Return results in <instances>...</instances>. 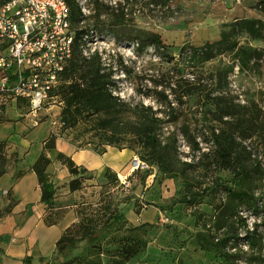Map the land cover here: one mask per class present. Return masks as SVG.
Wrapping results in <instances>:
<instances>
[{
	"label": "rangeland",
	"instance_id": "1",
	"mask_svg": "<svg viewBox=\"0 0 264 264\" xmlns=\"http://www.w3.org/2000/svg\"><path fill=\"white\" fill-rule=\"evenodd\" d=\"M77 1L84 18L73 29L92 30L80 49L87 54L98 51L104 66L113 71V94L124 101L166 108L156 91L168 94L173 114L164 133H176L178 156L193 167L187 169L190 181L185 184L183 176L161 174L155 166L142 162L137 152L104 146L82 123L63 128L59 119L62 106L57 102L32 112L24 101L14 107L7 100L0 111V141L17 137L27 144L17 152L3 150L5 170L16 156L19 168L28 167L51 132L76 147L91 141L87 147L106 153L113 167L108 176L82 178L76 191L67 190L71 196L62 210L46 211L55 219L71 210L75 226L71 234L79 237L83 224L89 230L100 229L98 240L93 245L85 239L78 241L64 256H52L45 263L225 264L213 251L203 249L201 241L225 237L219 247L230 255L227 264H264L261 0ZM116 17L122 19V25L113 24ZM152 37L161 43L153 44ZM206 92L217 101L234 103V115L226 118L228 126L249 150L248 164L258 162L260 171L253 166L248 175L235 178L226 170L203 168L206 162L201 163L199 156L210 145L209 129L225 128L212 119L203 121L205 110L213 109L204 100ZM181 128L196 136L200 150H191L180 135ZM133 158L140 161V167L131 171ZM223 186L254 188V200L229 196ZM113 213L122 218L116 222L107 219ZM136 239L142 249L125 261L123 250Z\"/></svg>",
	"mask_w": 264,
	"mask_h": 264
},
{
	"label": "trees",
	"instance_id": "2",
	"mask_svg": "<svg viewBox=\"0 0 264 264\" xmlns=\"http://www.w3.org/2000/svg\"><path fill=\"white\" fill-rule=\"evenodd\" d=\"M69 8L70 25L81 22L84 18L80 7L76 0H64ZM4 0H0V4ZM264 6V0H261ZM264 9V7H263ZM122 19L116 17L113 24L122 25ZM92 30L79 29L75 30L73 53L67 67L60 74V85L57 94H59L63 105L60 109V123L63 128H72L82 123L87 132L94 134L96 138L104 146L114 147L118 150H129L137 152L139 159L147 165L155 166L157 171L165 176L176 177L183 176L185 184H189L190 176L187 175V169L193 167V163L183 161L178 156L177 135L175 132L164 133L165 124L171 121L173 114L172 102L168 100V94L164 91H156L164 102L166 108L158 107L153 109L150 105L142 103L130 104L117 95L113 94L112 81L113 71L104 66L98 51H93L85 57L80 49V42ZM150 38V37H147ZM131 40V39H130ZM155 45L161 43L158 37H152L150 40ZM139 43V41H138ZM247 52V53H246ZM249 54L248 51H245ZM169 90H172L169 89ZM204 100L211 104L213 109H206L202 114L203 121L210 119L225 126L220 130H216L213 126L209 129L210 145L207 151H202L199 161L206 162L208 167H213L216 171L226 170L235 178H241L249 174L251 167H255L260 171L258 162L248 164L250 152L242 142L237 141L234 129L227 121L233 113L234 103L232 101L224 102L217 98L210 97V93H204ZM234 115V114H233ZM0 123H3L0 120ZM180 135L185 142L189 144L192 151L200 150L199 141L196 136L189 134L188 130L181 128ZM93 136V135H92ZM56 135H49L42 141V151L33 162L31 170L36 175L41 190V202L48 205L51 209V201L55 192L53 184L49 180L47 167L50 160L46 152L55 148ZM91 141H85L83 146L76 147L78 149L86 148ZM6 147V141H0V176L5 172L3 150ZM59 158H63L59 160ZM57 159L61 161L67 168L71 179L67 183L69 192H74L79 188L82 178L91 179L95 174L100 177L108 176V169L105 167L101 173L90 171L84 166L76 165L74 161L66 156L59 154ZM193 162V161H192ZM115 172V171H114ZM116 177V175H114ZM219 181V177H215ZM206 190V188H204ZM229 196H233L239 200H254V188H239L223 186L222 188ZM54 215V213H53ZM122 218L120 214L113 213L107 219L118 221ZM58 218L51 219L47 212L43 218L46 225H52ZM72 224L68 226L59 239L55 243L52 256L61 254L64 256L69 248H73L78 241L86 240L92 245L98 240L99 230H89L81 225V234L74 237L71 234ZM228 228V227H227ZM226 234V233H224ZM236 238V233L232 234ZM213 240H216L214 243ZM223 239L204 240L203 249L213 251L221 261L227 264L230 255L220 249ZM142 249V243L136 239L131 245L123 250L125 261L137 256ZM23 264H33L30 257L23 259ZM39 264H47L43 259H39ZM50 264V262H49ZM59 264H70L69 262H61Z\"/></svg>",
	"mask_w": 264,
	"mask_h": 264
},
{
	"label": "built area",
	"instance_id": "3",
	"mask_svg": "<svg viewBox=\"0 0 264 264\" xmlns=\"http://www.w3.org/2000/svg\"><path fill=\"white\" fill-rule=\"evenodd\" d=\"M74 36L64 0H4L0 4V111L7 100L14 107L24 101L32 112L56 102L63 105L57 94L59 77L72 56ZM82 53L89 55L85 49ZM130 165L136 170L140 161L133 158Z\"/></svg>",
	"mask_w": 264,
	"mask_h": 264
},
{
	"label": "crops",
	"instance_id": "4",
	"mask_svg": "<svg viewBox=\"0 0 264 264\" xmlns=\"http://www.w3.org/2000/svg\"><path fill=\"white\" fill-rule=\"evenodd\" d=\"M5 141L7 153L17 152L18 147L23 148L27 144L17 137H9ZM46 154L50 160L46 170L55 190L51 201L53 209H50L54 212L65 208L62 205L71 196L67 191L71 177L57 159L59 154L97 174L105 167L113 168L105 158L106 153L99 154L90 147L78 149L62 138H56L55 148ZM17 162L18 156L0 176V264H23L25 257H30L33 264H39V259L47 261L52 257L56 241L74 222V217L68 209L54 224L46 225L43 218L49 208L41 202L40 186L31 170L33 162L26 168H19Z\"/></svg>",
	"mask_w": 264,
	"mask_h": 264
},
{
	"label": "bare ground",
	"instance_id": "5",
	"mask_svg": "<svg viewBox=\"0 0 264 264\" xmlns=\"http://www.w3.org/2000/svg\"><path fill=\"white\" fill-rule=\"evenodd\" d=\"M134 169V168H133ZM131 170V169H130ZM131 171H133V170H131Z\"/></svg>",
	"mask_w": 264,
	"mask_h": 264
}]
</instances>
